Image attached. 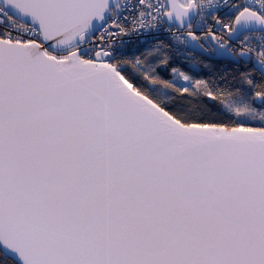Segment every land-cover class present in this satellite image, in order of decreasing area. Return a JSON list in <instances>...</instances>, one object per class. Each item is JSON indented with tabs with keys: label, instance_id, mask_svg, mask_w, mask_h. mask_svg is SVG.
Segmentation results:
<instances>
[{
	"label": "snow or ice",
	"instance_id": "obj_1",
	"mask_svg": "<svg viewBox=\"0 0 264 264\" xmlns=\"http://www.w3.org/2000/svg\"><path fill=\"white\" fill-rule=\"evenodd\" d=\"M0 264H264V0H0Z\"/></svg>",
	"mask_w": 264,
	"mask_h": 264
},
{
	"label": "built area",
	"instance_id": "obj_2",
	"mask_svg": "<svg viewBox=\"0 0 264 264\" xmlns=\"http://www.w3.org/2000/svg\"><path fill=\"white\" fill-rule=\"evenodd\" d=\"M125 39H126V40H127V39L135 40V39H137V37H131V38L125 37Z\"/></svg>",
	"mask_w": 264,
	"mask_h": 264
}]
</instances>
